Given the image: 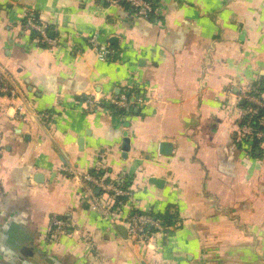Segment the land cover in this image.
Returning <instances> with one entry per match:
<instances>
[{
	"label": "crops",
	"instance_id": "crops-1",
	"mask_svg": "<svg viewBox=\"0 0 264 264\" xmlns=\"http://www.w3.org/2000/svg\"><path fill=\"white\" fill-rule=\"evenodd\" d=\"M160 1L144 18L105 0H0V71L23 91L0 97V264H264V148L246 156L237 140L240 89L264 87V0ZM29 13L54 43L26 29ZM96 31L118 57L96 58ZM125 86L149 101L84 109ZM66 165L129 179L123 215L148 210L162 229L132 239ZM53 215L71 225L46 245Z\"/></svg>",
	"mask_w": 264,
	"mask_h": 264
},
{
	"label": "built area",
	"instance_id": "built-area-1",
	"mask_svg": "<svg viewBox=\"0 0 264 264\" xmlns=\"http://www.w3.org/2000/svg\"><path fill=\"white\" fill-rule=\"evenodd\" d=\"M109 5L125 6L133 15L149 18L158 15L160 11V0H105ZM24 26L36 34V38L54 43L50 37L49 27L45 21L34 13H29L24 18ZM98 31L88 37V43L98 60H113L119 55V51L108 42H100L97 39ZM23 91L14 83L12 77L6 71H0V97H6L10 101L23 98ZM238 98L246 100L250 106L246 116L241 120L237 133V140L240 142L246 156H251L255 143L264 148V114L258 115L260 109H264V93L252 89L241 88ZM149 99L142 89H129L123 87L118 93L109 94H88L83 99V107L88 113L100 110H120L123 115L129 114L134 107L147 103ZM21 109V105L17 106ZM46 114H42V118ZM258 122V126L253 121ZM260 126V127H259ZM263 127V128H262ZM62 169L72 178L77 179L87 193V202L91 210L101 216H106L112 221H120L125 224L130 237L138 242L149 244L156 232L162 229V220L143 209L130 207L129 213L123 215L124 207L132 198V191L129 179L117 177L113 180L105 179L98 171L77 169L72 165H66ZM99 191L97 193L96 191ZM2 183L0 178V197ZM132 206V204H131ZM51 230L46 238V245L57 242L70 227L68 219L53 215L50 218Z\"/></svg>",
	"mask_w": 264,
	"mask_h": 264
},
{
	"label": "water",
	"instance_id": "water-1",
	"mask_svg": "<svg viewBox=\"0 0 264 264\" xmlns=\"http://www.w3.org/2000/svg\"><path fill=\"white\" fill-rule=\"evenodd\" d=\"M170 148H171V144L170 143H167V142H161L160 143V151L161 152L168 153V152H170ZM123 149H124V151L128 150V138L127 137H125L123 139ZM150 181L153 182V183H156L158 185L162 182L161 179H158L156 177H152L150 179ZM120 228H122V227H120Z\"/></svg>",
	"mask_w": 264,
	"mask_h": 264
},
{
	"label": "trees",
	"instance_id": "trees-1",
	"mask_svg": "<svg viewBox=\"0 0 264 264\" xmlns=\"http://www.w3.org/2000/svg\"><path fill=\"white\" fill-rule=\"evenodd\" d=\"M258 92L259 93H264V87H262V85H260V86H258ZM117 112H121L120 110H118ZM264 114V109H260L259 110V113H258V115H260V116H262ZM253 123L255 124V125H257L258 126V122L257 121H253ZM260 127V126H259ZM263 128V127H262ZM240 146H241V144H240ZM242 147V146H241ZM256 149H258V150H261L262 149V147L261 146H258L257 145V143H255V145H253V148H252V156H254L255 157V150ZM260 152V151H259ZM153 214V213H152Z\"/></svg>",
	"mask_w": 264,
	"mask_h": 264
},
{
	"label": "rangeland",
	"instance_id": "rangeland-1",
	"mask_svg": "<svg viewBox=\"0 0 264 264\" xmlns=\"http://www.w3.org/2000/svg\"><path fill=\"white\" fill-rule=\"evenodd\" d=\"M251 156H252V154H251Z\"/></svg>",
	"mask_w": 264,
	"mask_h": 264
}]
</instances>
